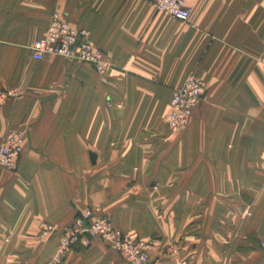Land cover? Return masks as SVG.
<instances>
[{"label": "crops", "instance_id": "1", "mask_svg": "<svg viewBox=\"0 0 264 264\" xmlns=\"http://www.w3.org/2000/svg\"><path fill=\"white\" fill-rule=\"evenodd\" d=\"M0 0V264H51L64 230L97 209L147 241L150 264H264V0ZM59 13L104 52L100 74L31 47ZM190 75L206 95L180 132L165 122ZM46 226L54 231L43 235ZM61 264H128L94 239Z\"/></svg>", "mask_w": 264, "mask_h": 264}, {"label": "built area", "instance_id": "2", "mask_svg": "<svg viewBox=\"0 0 264 264\" xmlns=\"http://www.w3.org/2000/svg\"><path fill=\"white\" fill-rule=\"evenodd\" d=\"M187 1L158 0L156 9L181 22H188L192 9L187 6ZM30 50L32 57L37 61H42L48 56H59L73 62L89 63L100 74L106 73L110 66L104 52L89 40V32L86 29L74 28L59 13L52 15L45 35L36 40ZM205 95L206 84L195 75H190L182 87L174 89L170 111L165 117L168 128L173 132H180L187 127L194 110L201 104ZM18 96L19 91L15 88L0 90V107L7 99ZM24 142L22 133H7L0 143V165L14 170L23 155ZM53 231V226H46L43 235ZM94 239H100L108 247L118 251L128 264H150L147 241L125 236L107 217L101 216L95 209H88L78 215L72 225L64 230L58 252L51 264H61L69 249L90 247ZM261 246L264 248V240Z\"/></svg>", "mask_w": 264, "mask_h": 264}, {"label": "rangeland", "instance_id": "3", "mask_svg": "<svg viewBox=\"0 0 264 264\" xmlns=\"http://www.w3.org/2000/svg\"><path fill=\"white\" fill-rule=\"evenodd\" d=\"M175 133H177V132H175ZM95 210H97V209H95ZM98 212H99V210H97ZM100 213V212H99Z\"/></svg>", "mask_w": 264, "mask_h": 264}]
</instances>
